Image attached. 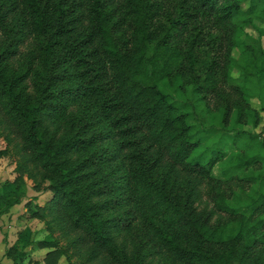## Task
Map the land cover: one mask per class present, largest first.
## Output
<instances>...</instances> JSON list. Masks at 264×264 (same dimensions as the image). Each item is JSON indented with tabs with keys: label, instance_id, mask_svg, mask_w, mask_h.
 I'll use <instances>...</instances> for the list:
<instances>
[{
	"label": "trees",
	"instance_id": "1",
	"mask_svg": "<svg viewBox=\"0 0 264 264\" xmlns=\"http://www.w3.org/2000/svg\"><path fill=\"white\" fill-rule=\"evenodd\" d=\"M262 113L264 0H0V139L19 156L0 215L32 178L51 196L27 212L52 224L6 256L35 244L52 249L45 264L70 259L59 231L89 263L264 264V130L246 129ZM206 130L221 140L201 160Z\"/></svg>",
	"mask_w": 264,
	"mask_h": 264
},
{
	"label": "rangeland",
	"instance_id": "2",
	"mask_svg": "<svg viewBox=\"0 0 264 264\" xmlns=\"http://www.w3.org/2000/svg\"><path fill=\"white\" fill-rule=\"evenodd\" d=\"M245 30L247 33H249L250 35H252L254 37L258 36V32L250 26L246 27ZM243 38H245V37H243ZM20 49H21V51H23V50L25 51L26 50L25 45L21 46ZM232 75L236 76L235 71H233ZM162 84L164 85L165 91H167L173 99H175L179 102L181 101L183 103H189L192 101V99H191L192 93H191V90L189 88L185 89L183 86H179L178 83L174 84V85H168L167 80H164ZM224 87L229 88L228 85H224ZM212 99L213 98L211 96L208 98V101L210 100L211 104H209V105L212 106V108H213L215 106V103L213 102ZM252 104L254 107H257V108L260 107V103L256 99L252 100ZM213 113H215V110ZM199 115H201L200 110H199L198 116ZM262 115H263V119H262L261 125L256 130H254V128L252 126H246V129L250 130L252 132H255L259 135V133L264 130L263 129L264 128V113H262ZM208 117H209V115H206V118H208ZM194 121L197 122L198 125L196 123H195V125H197L199 128H201V130L202 129L205 130L208 128V126H210L209 125V123H210L209 119L202 121V120L194 118V120H192V119L190 120V122H192V123ZM204 125H206L207 127H205ZM216 128L220 130L222 127L218 124L216 126ZM195 133H197L198 137H199L198 131ZM3 136L4 135H2V137L0 139V147H5L8 143V142L6 143V140L4 139ZM203 136L207 138V140H204V143H206V145L204 147L198 148L192 154V157H198L201 160H203L205 157L208 156V154H209L208 151L210 148L208 146L213 145L214 140H221L218 138V134L215 130H211V131L206 130L205 134H203ZM261 137L264 139V131L261 133ZM215 145H213L212 147H214ZM218 146H221V144L220 145L218 144ZM8 148H9L8 155L3 157L0 160V192L2 190H7L8 188H10L9 183L12 182L15 179V177L17 176V172L15 169L17 166L19 156L16 154L14 147L9 143H8ZM227 150L229 152V157L233 156L235 154V152H237V149L234 148L233 146L228 147ZM213 177H214L215 181L220 180L222 182L223 188L225 190L229 189L228 184L225 183L226 177L223 174L222 170L219 168V165H217L215 167V169L213 171ZM207 181H208V184L205 185L206 187L209 185V182H210L209 179ZM211 183H212V187H214L216 185V182H214L213 180ZM27 184L29 187L28 195L24 201L29 202L32 198H36L35 199L36 201H34V202H37L40 206H44L46 201L49 200V198L51 196V192L47 191L45 189L41 190V191L36 190L34 188V183H33L32 178H27ZM230 184L236 188V185H234L233 183H230ZM207 197H208L207 194H205L204 198L208 199ZM205 199H204V202H205ZM205 204H206V202L203 204V206H207ZM208 205H209L208 206L209 208L212 207V203L209 202ZM203 206H201V207H203ZM24 217L26 219V222L21 223L22 226L18 228V230L16 232V234L18 235V238L14 244L17 243L19 237L22 236L27 229L30 232L29 237H30L31 241H33V242H35L37 240L45 239L49 234H52V227H51L52 224L47 223V219L43 220V219H40L38 217L34 218L28 212H26ZM53 235H54V237L59 239V245L62 248L68 249V254H70V259L65 255H59L57 264H66L68 262V260H71V262H73L74 264H98L96 262H94V263L93 262H91V263L86 262L85 261L86 257H82V254L81 255L80 254H74L75 251L69 248V245L67 243V238L62 237L60 235L59 231L54 232ZM34 246H35V244H31L30 246H28L26 248V251L29 253V257L25 260H27V263H29L30 260L32 259V260H38L39 264H45L44 259L47 255V253L49 251H51L52 249L51 248H39L37 246H35V247ZM157 257H159V256H157Z\"/></svg>",
	"mask_w": 264,
	"mask_h": 264
},
{
	"label": "crops",
	"instance_id": "3",
	"mask_svg": "<svg viewBox=\"0 0 264 264\" xmlns=\"http://www.w3.org/2000/svg\"><path fill=\"white\" fill-rule=\"evenodd\" d=\"M25 201L14 205L10 212L0 215V263L1 264H16L11 258L6 256V251L9 246H12L18 235L16 234L21 223H25V214L27 212ZM18 264H29L27 260Z\"/></svg>",
	"mask_w": 264,
	"mask_h": 264
}]
</instances>
